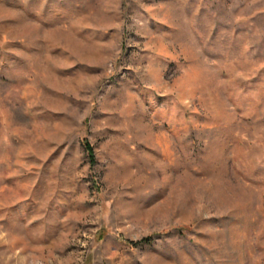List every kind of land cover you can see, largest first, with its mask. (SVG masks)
Instances as JSON below:
<instances>
[{
  "label": "rangeland",
  "instance_id": "374dc122",
  "mask_svg": "<svg viewBox=\"0 0 264 264\" xmlns=\"http://www.w3.org/2000/svg\"><path fill=\"white\" fill-rule=\"evenodd\" d=\"M0 264H264V0H0Z\"/></svg>",
  "mask_w": 264,
  "mask_h": 264
},
{
  "label": "trees",
  "instance_id": "16d2710c",
  "mask_svg": "<svg viewBox=\"0 0 264 264\" xmlns=\"http://www.w3.org/2000/svg\"><path fill=\"white\" fill-rule=\"evenodd\" d=\"M84 144H85L86 149L89 152V156H90L91 160H94V153H93V147H92V145L88 141H86V140H85ZM146 239H148V238H145V240ZM133 243H135V242H133Z\"/></svg>",
  "mask_w": 264,
  "mask_h": 264
}]
</instances>
